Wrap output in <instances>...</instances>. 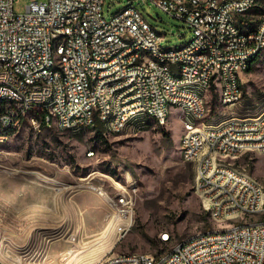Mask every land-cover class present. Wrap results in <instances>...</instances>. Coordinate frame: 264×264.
<instances>
[{
  "label": "built area",
  "instance_id": "obj_1",
  "mask_svg": "<svg viewBox=\"0 0 264 264\" xmlns=\"http://www.w3.org/2000/svg\"><path fill=\"white\" fill-rule=\"evenodd\" d=\"M19 0H0V127H7V134L0 139H9L27 123L34 129L51 128L53 124L64 123V129H93L101 124L100 112L109 111L107 93L118 96L121 116L112 119L116 133L135 134V129H144L139 120V128H125V119H131L136 108H146L156 113V119L164 116V101L174 98V107L184 105L189 108L188 136L193 140V150L183 149V162L192 164L204 160V167L213 157H197L196 147L206 145L199 141L193 113L203 112L193 94L183 92L186 80H206L213 86L221 109L234 107L235 81H241L243 58L247 52L262 57L264 48V12H261L262 30L250 39H239V32H230V24L242 26L251 24L257 5L264 0H231V4L216 11L217 0H198L200 10H191V0L187 6L170 5V0H129L151 3L171 17L183 21L191 33L192 47H187L186 55L161 56L160 67L145 71V60H138L139 48L163 47L161 35L132 5L123 9V15H113L105 19L102 13L104 0H32L23 13H16L15 4ZM224 15H233V22H224ZM56 33H63L61 55L71 54L67 62V75L47 76L43 62L55 63V57L48 53V44ZM227 36V44H219V37ZM184 45V44H183ZM197 47L209 48V57L193 60L190 50ZM264 70V62L261 67ZM163 72H173V80H164ZM94 77H101V84H94ZM128 79L137 80L134 91H126ZM50 88H58V96L50 97ZM243 98V94H242ZM51 107L59 108V115H51ZM222 120L217 152L229 154L232 149L247 151L255 144H264V138L251 139L248 132V117H228ZM224 124H232L231 132H223ZM258 125H264V118ZM264 152V151H263ZM93 151L87 153L92 156ZM222 165V164H220ZM226 167V172L233 171ZM200 179V187L208 190H235L225 181V177L212 179L195 171ZM243 179H250L258 187L259 201L255 216H248V210L240 206V198L230 201L228 216L232 209H240L242 220L236 221L231 232L198 233L177 242V249L159 254H150V259H142V253H117V257L100 260L94 264H264V196L263 186L243 173ZM120 191H107L89 186L105 206L103 221L122 239L134 225L135 205L128 204V197ZM131 185L133 184H126ZM194 187V193L200 191ZM249 197L250 194H249ZM206 202H209L206 199ZM207 215L220 216V206L204 209ZM227 216H225V222ZM174 237L165 232L158 237L163 242ZM3 239L0 237V243Z\"/></svg>",
  "mask_w": 264,
  "mask_h": 264
},
{
  "label": "rangeland",
  "instance_id": "obj_2",
  "mask_svg": "<svg viewBox=\"0 0 264 264\" xmlns=\"http://www.w3.org/2000/svg\"><path fill=\"white\" fill-rule=\"evenodd\" d=\"M31 1L19 0L15 12L23 13ZM128 5L164 36L163 47H179L191 39L183 21L149 2L104 0L103 16L108 20ZM261 67L254 63L241 76L243 98L231 109H221L208 91L204 100L209 113L198 126L264 113ZM170 113L163 127L153 123L137 135L104 129L99 136L91 129L72 134L56 126L34 129L27 123L0 144V264H94L110 252L159 254L195 234L231 225L228 220L213 221L202 211L193 187L197 161L195 170L182 161L181 112ZM90 151L94 154L87 156ZM227 163L264 190V154L248 152ZM120 184L136 193L131 197L134 225L118 241L89 186L119 191ZM162 231L174 235L171 245L158 242Z\"/></svg>",
  "mask_w": 264,
  "mask_h": 264
},
{
  "label": "bare ground",
  "instance_id": "obj_3",
  "mask_svg": "<svg viewBox=\"0 0 264 264\" xmlns=\"http://www.w3.org/2000/svg\"><path fill=\"white\" fill-rule=\"evenodd\" d=\"M231 4V0H217L216 11H223V8ZM170 5L187 6L188 0H170ZM133 10H137L133 7ZM191 10H200V3L198 0H191ZM261 12H264V5H257V12H254L251 24L242 26L239 29V24H230V32H239V39H250L254 35L259 34L262 30V18ZM115 15H123V9ZM224 22H233V15H224ZM219 44H227V36L219 37ZM63 46V33H56L52 41L48 44V53L51 57H55V63L43 62V69H46L47 76H54V74L60 73V75H67V62L71 61V54L61 55V48ZM187 47H192V40H189L184 45L179 47H160L158 48V54L153 53V47L139 48L138 60H145L147 58V64H145V71H152L153 67H160L161 56H178L186 55ZM190 57L193 60H203L209 57V48L197 47L190 50ZM261 63L263 66L264 62V48L262 57H257L254 52H247L243 58L242 75L247 73L254 63ZM3 65V58H0V66ZM264 75V70H262ZM164 80H173V72H163ZM94 84H101V77H94ZM137 88L136 79H128L125 83L126 91H134ZM213 86L208 84L206 80H186L183 84V92L193 94L198 100L201 110L206 112L205 109V94L212 90ZM214 90V89H213ZM58 96V88H50V97ZM242 97V84L241 81H235V93H234V105L241 100ZM108 110L100 112L101 124L104 127V131L108 133H116V127L112 119H117L121 116V108L118 107V96L114 93H107ZM174 107V98H167L164 101V116L161 120L156 119V113L151 112L146 108H136L131 113V119H125V128H139V120L143 121V128L148 129L151 123L157 126L163 127L170 116L171 109ZM181 112V121L185 134L182 139V148L186 150H193V140L188 136L187 125L184 122L186 118H189V108L184 105H177L176 108ZM51 115H59L58 107H51ZM205 114L193 113L192 121L196 122V131L199 134V141L206 143V145H199L196 147L197 157H205L206 155L213 157L215 163H211L204 167V160H198L196 165V171H202V175H210L212 173V179H220L225 177V181H229V185L238 193L240 198V206H244V210H248V216H255L256 204L254 201H259V191L255 184L250 182V179H243V173L238 171L227 163L228 158L235 159L239 155L256 152L264 154V144H255V147H249L247 151L239 149H232L229 154H222L217 152L220 148V141H213V136H219V129H212L206 131L208 128H221L222 120L214 125H201L198 126L200 121L203 119ZM264 118V113L248 117V132L251 134V139L264 138V125H258ZM60 130H64V123L53 124ZM90 130L89 128H71L69 132L72 134H80L84 131ZM144 129H135V134L143 132ZM232 124H224L223 132H231ZM0 134H7V127H0ZM8 139H0V144L4 143ZM222 164V165H220ZM229 166L233 171L226 172V167ZM247 176V175H246ZM200 187V179H194V186ZM120 191V190H119ZM235 192L233 191H222V190H208L207 187H200V191L196 193L201 202H204V206L208 209H212V206H220V216H215V220L225 221V216L229 222H233L231 225L221 228L220 230L210 232H231L235 229L236 221L242 220V213L240 209H232L231 216H228V208H230V201L235 199ZM122 193L125 195H132L128 189L122 188ZM249 194L251 197H249ZM264 196V190H263ZM208 199L209 202H206ZM128 204H133L131 197H128ZM213 219V215H209ZM226 220V221H227ZM168 231H162L158 237ZM1 237V236H0ZM4 242V238L1 237ZM3 242L0 243V247L3 246ZM161 245L169 246L173 243V237H167L165 241L159 242ZM171 249H177V244L173 243ZM70 253H73L70 251ZM117 257V253H107L100 260H108L110 258ZM142 259H150V254L142 253ZM1 263V262H0Z\"/></svg>",
  "mask_w": 264,
  "mask_h": 264
},
{
  "label": "trees",
  "instance_id": "obj_4",
  "mask_svg": "<svg viewBox=\"0 0 264 264\" xmlns=\"http://www.w3.org/2000/svg\"><path fill=\"white\" fill-rule=\"evenodd\" d=\"M212 93L214 94V97L216 98L217 96H216V94L214 93L213 88H212ZM210 112L213 113V112H214V108L210 109ZM103 129H104L103 125L100 124V123H97V124L94 126V128L91 129V130H94L95 133H97V135L99 136V135L102 133Z\"/></svg>",
  "mask_w": 264,
  "mask_h": 264
},
{
  "label": "crops",
  "instance_id": "obj_5",
  "mask_svg": "<svg viewBox=\"0 0 264 264\" xmlns=\"http://www.w3.org/2000/svg\"><path fill=\"white\" fill-rule=\"evenodd\" d=\"M172 111H176V109H171V112ZM178 111V110H177ZM171 114V113H170ZM151 124H153V123H151ZM182 132H183V127H182ZM183 134V133H182ZM182 134H181V136H182ZM180 139H181V137H180ZM179 145H180V140H179ZM196 161H198V160H196ZM98 197V201H99V210L101 211V214H102V217H103V215H104V213H105V206H104V202H103V200L99 197V196H97Z\"/></svg>",
  "mask_w": 264,
  "mask_h": 264
}]
</instances>
